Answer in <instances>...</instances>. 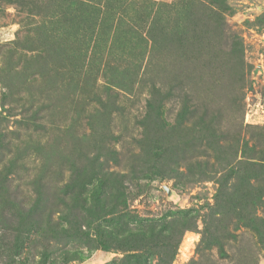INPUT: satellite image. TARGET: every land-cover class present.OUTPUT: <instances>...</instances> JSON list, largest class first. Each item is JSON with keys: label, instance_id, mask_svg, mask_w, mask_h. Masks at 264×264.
Masks as SVG:
<instances>
[{"label": "rangeland", "instance_id": "rangeland-1", "mask_svg": "<svg viewBox=\"0 0 264 264\" xmlns=\"http://www.w3.org/2000/svg\"><path fill=\"white\" fill-rule=\"evenodd\" d=\"M134 258L264 264V0H0V264Z\"/></svg>", "mask_w": 264, "mask_h": 264}, {"label": "trees", "instance_id": "trees-1", "mask_svg": "<svg viewBox=\"0 0 264 264\" xmlns=\"http://www.w3.org/2000/svg\"><path fill=\"white\" fill-rule=\"evenodd\" d=\"M109 210H111V213H106ZM104 211H105V214H104ZM121 213H122L121 210H119L117 208V206L107 204L105 207H103L102 205L99 206V210L96 211V216L98 218H100L101 220H104L107 217H111L110 215H116L118 218L113 219V221L116 222L117 225L115 228H113V233H116L117 237H120V235H125L124 233L127 231V229L125 230L124 224L121 220V217H120ZM77 217H75V218L78 219ZM49 228H50V230L55 231L56 234H62V232L65 231V228L62 225H60V224L57 225V223L52 224V222L49 223ZM187 229H188V227H184L183 229H181V233H179V236L182 235V233H184V231ZM161 231L162 230L158 229L157 224L151 225L148 229L143 228L142 230H140V233L137 234L138 236L136 237V239L130 241V243H128L127 241H117V242H120V247L123 250H127L126 248L129 244V245L134 247L133 250H136V251L132 250V252H137V249H135L137 246H138V250L141 248H144V245H147L149 240L151 242V237H153V236L155 237L156 235L160 236ZM64 233H66V232H64ZM68 233L69 232L67 231V234ZM168 238H170V236H168ZM125 244H127V245H125ZM134 260L137 262V264L141 263V260L139 258H134Z\"/></svg>", "mask_w": 264, "mask_h": 264}, {"label": "water", "instance_id": "water-1", "mask_svg": "<svg viewBox=\"0 0 264 264\" xmlns=\"http://www.w3.org/2000/svg\"><path fill=\"white\" fill-rule=\"evenodd\" d=\"M163 189H164L165 193L167 194V197L169 199H172L174 196V192L167 186H163Z\"/></svg>", "mask_w": 264, "mask_h": 264}]
</instances>
